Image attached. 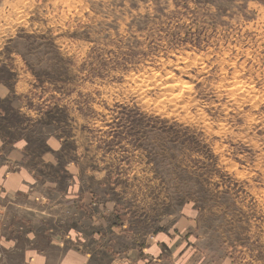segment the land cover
Masks as SVG:
<instances>
[{
	"label": "rangeland",
	"instance_id": "374dc122",
	"mask_svg": "<svg viewBox=\"0 0 264 264\" xmlns=\"http://www.w3.org/2000/svg\"><path fill=\"white\" fill-rule=\"evenodd\" d=\"M0 167V264H264V0H0Z\"/></svg>",
	"mask_w": 264,
	"mask_h": 264
},
{
	"label": "crops",
	"instance_id": "0c3cea01",
	"mask_svg": "<svg viewBox=\"0 0 264 264\" xmlns=\"http://www.w3.org/2000/svg\"><path fill=\"white\" fill-rule=\"evenodd\" d=\"M35 177L28 169H17L5 172L0 167V185L6 191H22L34 189ZM178 230V229H177ZM157 233L153 242L149 244V237L145 247L141 249L142 258L131 264H195L191 246L181 244L177 234ZM90 254L79 250H67L59 257H51L45 253H35L28 260V264H88ZM151 260V261H150ZM117 264V263H116ZM119 264H122L119 263Z\"/></svg>",
	"mask_w": 264,
	"mask_h": 264
},
{
	"label": "bare ground",
	"instance_id": "6f19581e",
	"mask_svg": "<svg viewBox=\"0 0 264 264\" xmlns=\"http://www.w3.org/2000/svg\"><path fill=\"white\" fill-rule=\"evenodd\" d=\"M184 60H185V59H184ZM199 61H200V60H199ZM194 62H195V61H194ZM204 66H205V65H204V63H203V67H204ZM169 72H170V71H169ZM174 73H175V72H174ZM235 73H236V72H235ZM167 75H168V74H167ZM234 75H235V74H234ZM233 77H234V76H233ZM230 80H231V79H230ZM234 80H235V79H234ZM182 81H183V80H182ZM155 82H156V81H155ZM159 82H160V81H159ZM184 82H185V81H184ZM235 82L237 83V81H235ZM170 83H171V81H170ZM156 84H157V83H156ZM180 84H181V83H180ZM237 84H238V83H237ZM245 84H246V83H245ZM163 85H164V84H163ZM172 85H173V84H172ZM177 85H178V84H177ZM183 85H184V84H183ZM186 85H187V84H186ZM186 85H185V86H186ZM231 85H232V84H231ZM236 86H237V85H236ZM247 86H248V85H247ZM252 86H253V85H252ZM175 87H176V86H175ZM186 87L188 88V86H186ZM219 87H220V86H219ZM228 87H229V86H228ZM241 87H242V86H241ZM241 87L238 86V88H240V89H241ZM176 88H177V87H176ZM179 88H180V87H179ZM252 88H253V87H252ZM174 89H175V88H174ZM188 89H189V88H188ZM234 89H236V88H234ZM180 91H181V90H180ZM232 91H233V89H232ZM187 92H188V91H187ZM230 92H231V91H230ZM246 92H247V91H246ZM254 92H255V90H254ZM185 93H186V92H185ZM188 93H189V92H188ZM244 93H245V92H244ZM188 95H189V94H188ZM238 95H239V94H238ZM241 95H242V94H241ZM189 96H190V95H189ZM253 96H255V95H253ZM253 96H252V97H253ZM241 97H242V96H241ZM249 97H251V96L249 95ZM252 97H251V98H252ZM249 99H250V98H249ZM249 99H248V100H249ZM239 100H240V99H239ZM252 100H253V99H252ZM244 101H247V100H244ZM241 104H242V103H241ZM221 128H222V127H221Z\"/></svg>",
	"mask_w": 264,
	"mask_h": 264
}]
</instances>
